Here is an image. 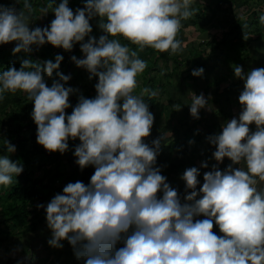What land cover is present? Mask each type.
<instances>
[{
  "label": "clouds",
  "instance_id": "clouds-1",
  "mask_svg": "<svg viewBox=\"0 0 264 264\" xmlns=\"http://www.w3.org/2000/svg\"><path fill=\"white\" fill-rule=\"evenodd\" d=\"M17 2L20 9L0 4V45L15 41L13 53H32L34 46L46 43L71 51L79 42L84 56L72 55L71 60L86 68L90 78H99L97 95L80 94L68 113L70 94L78 90L62 83L71 79L59 71L62 53L54 61L34 62L29 56L19 68L12 64L0 70V101L5 93L19 90L34 102L37 141L64 153L69 139L79 138L76 163L81 169L95 166L90 183L70 181L47 203L52 230L48 243L63 248V241H69L84 264H264V66L245 72L233 64L235 76L244 82L238 97L241 111L224 121L222 131L207 137L216 146V161L228 157L232 163L223 170L213 164L199 188L200 167L186 168L182 201L155 166L160 137L151 144L144 139L155 120L145 96L159 93L147 86L139 94L135 89L147 64L140 50L183 52L177 34L182 22L198 11L195 0H84L85 7L75 11L69 0H48L41 16L49 11L55 16L50 25L34 28L32 0ZM95 17L103 30L99 38L92 35ZM259 21L264 24V12ZM121 36L137 48L122 43ZM54 71L59 79L49 86L45 73L52 77ZM204 72L202 66L192 70L195 76ZM182 106L172 105L176 110ZM212 107L203 93L191 91L194 118L199 119L202 108ZM3 144L6 153L16 152L7 136ZM202 166L208 168V161ZM23 170L19 160L0 154V186L11 185ZM201 214L204 218L198 219ZM214 224L222 235L213 230Z\"/></svg>",
  "mask_w": 264,
  "mask_h": 264
},
{
  "label": "rangeland",
  "instance_id": "rangeland-1",
  "mask_svg": "<svg viewBox=\"0 0 264 264\" xmlns=\"http://www.w3.org/2000/svg\"><path fill=\"white\" fill-rule=\"evenodd\" d=\"M42 1L44 2L45 0ZM69 2L76 3L77 5H79V7H85L84 0H69ZM204 3H206V0H198L195 6L199 8V6L202 5L204 6L205 5ZM0 4H5V5L15 4L17 9H20L22 7V3H18L17 0H0ZM32 4H33L34 20L30 25V27L34 28L37 25L41 27L47 26L48 18L47 15L41 16L40 9L42 5L39 2V0H32ZM200 9L201 8H199L198 11L196 12L198 15H200V12L202 11V10L200 11ZM223 9L225 10L224 11L222 9L220 10L222 13L217 12L215 13V15L212 14L211 12L209 16H206L207 21L204 24H202V22L200 23L195 22L193 25L188 24L185 27V29H187L186 31L187 34L186 33L180 34L178 32L177 38L181 39L182 41H184L183 40L184 35H188V33L193 38L188 42L186 41L184 42L185 47L183 45L184 50L181 53L170 55L168 51H164L163 55H161V51L155 49L157 51V53L155 54L157 56V62L153 63L155 61L156 56H153L150 47H146L145 49L140 50L139 51L140 57L147 62L146 68L143 70L144 72L142 73L144 74L143 77L144 78L159 77L158 79L160 82V77H162L163 74L156 73L155 72V70L157 71L156 68L155 69L152 68L149 72H147L149 67L152 64H154L157 67L162 68V71L165 75L168 74L169 72L170 75H172L171 71L172 69H174L176 74H174V76L172 75L174 77L172 78L173 82L181 81L179 74L181 73L182 70L190 71L185 74V81L188 83L194 82L193 76L195 75L192 74L191 67L194 69V68H198V66L194 65L193 60L186 61L185 58L186 51L187 49L190 50V48L191 49L193 48V50L195 49L201 51V49L205 47H207L205 48L207 52L212 51V45L214 43H209L211 41H215L217 42V44H219L221 42H224L223 40H225L223 47L220 50L216 51V52H220V53H216V57L218 60L217 59L215 60L216 63H214L212 59L211 61H209L210 65H207L205 70L206 73L203 74L202 78L205 79L207 83L209 79V75H211L213 79L215 78V75H217L218 82L220 83L219 87L221 88V90L225 88L224 92L219 93L222 94V97L223 94L227 92L226 88L228 86L235 85L237 87L243 82L242 79L237 78L235 76L233 64L242 65L245 72H247L249 70V67L251 66L253 67L264 66V24H261L259 21V16L261 12H264V0H249V2H243V0L225 1ZM97 18L98 17H95L91 21L94 22ZM96 23H98V21H96ZM232 34H235V36L232 37ZM15 43H16L15 41H12L0 45V70H3L4 68L12 64H15V66L19 68L21 66V61L25 58H28L29 53H26L23 50L19 53H13V47L15 46ZM128 44L132 48H137V45L135 44H130V43ZM37 48L39 47L36 46L33 47L34 52L37 50ZM52 48L54 49L53 52L55 53V55L56 53H61L57 50L59 47L54 45V47ZM72 55H76L78 58H82L84 56V53L82 52L81 49L79 50L72 49L71 51L68 50L67 56L66 57L64 56V64L59 69V71H63L66 75L67 74L71 75V79L69 81L67 82L62 81V83H65L66 86L70 85L78 90L77 92L70 94L69 100L71 102V105L73 104L72 102L75 98L76 93H78V95L83 94L84 96H86V88H83L81 86V83H87V85H89L88 79H85L86 77L80 75L79 73L81 70L80 68L83 67L77 66L75 62L71 60ZM51 59L54 61L55 56L52 55ZM201 61H204V58ZM217 67L219 68V70H216ZM52 77L55 78L52 79ZM52 77H48L47 74L45 73V79L49 86H51L54 79H59V76L56 74L55 71ZM142 79L141 78L138 79L137 77L139 84H141ZM153 81L155 82V78L153 79ZM20 92L18 90L16 93H11V92L5 93V98L3 100L5 102L3 104L5 105L4 109L6 110L9 109L10 104L7 102L8 98L14 99V97H17V95L18 97L23 98L24 100L25 98H27L26 94H24L22 91ZM87 94L91 95L93 98L92 87H90V89L87 90ZM232 98L233 96H231V101ZM166 102L167 101L165 100L164 103ZM6 104L8 105L6 106ZM233 104L231 103L230 107L233 106ZM187 110H189V108ZM186 113L187 112L185 111V108L183 109L182 107L180 110H177V112L174 113L175 116L174 115L172 116H174L176 119H180L182 114H186ZM211 113L214 114V111H212ZM2 116L5 117L4 114H2ZM175 118L172 117L171 120L173 121V119ZM165 119H167V117H163L159 119L160 121L159 128L161 129L163 127V129L158 133L159 134L166 133V134L164 135V137H162L163 139V142L161 143L162 154L161 155L158 154L157 157L160 160L156 162L155 166L160 168L161 173L163 175H165L166 177L168 175L169 177L170 174L169 171L172 170L170 165L171 164L170 159L175 158V155L172 154V156L168 161L167 160L165 161L163 156L169 154V149L167 148V146L170 143V141L175 142L174 137L177 134V132L172 129L171 125L169 127L167 126L168 124L167 125L165 124L166 121ZM179 124L180 127H187V125L190 126L191 119L185 116L183 119H181V122H179ZM32 135H33V131L25 135L26 137L25 139H27L26 144L28 146H30L34 141L33 138L31 139ZM17 139L13 141H17ZM0 154L11 155V158L13 160H20L17 158V150L16 152L11 154L6 153V151L0 152ZM61 154H62L61 156H63L65 155V152ZM32 159H36L37 161L40 162L37 163V165L34 164L30 165L32 163L30 162ZM26 161L28 163L25 164V169L17 177H14L13 183L11 185L7 187L0 186V194L3 195L4 197H9L12 191H14L15 187H19L18 189H22L20 193L24 194L23 193L24 186L33 184L34 183L33 181L35 179L42 180V183L45 184L48 183L49 188H47L46 190L41 189L42 192H45L44 197L42 199L28 200L27 203L28 208L29 210H31V214L28 219H31L33 217V220H28L23 225H19L18 223L16 224L11 221L7 222L6 224H0V228L3 227V229H5V232H7V236L3 238L5 233L3 234L0 230V237H2V242L0 243V264H18V262L19 264H27V261L30 260L33 255H34L33 258L34 261H32V264H50L53 261L58 260L59 262L61 260H65L67 258V255L65 253L66 248L68 249V251L73 253V255H75L73 246L67 240L63 241L64 244L63 248H57L51 246L48 243L52 235V230L48 227V223L46 219V205L56 195V193L58 192L62 193L64 186L68 182L70 181L75 182L80 178L84 182H87L83 179L82 174L83 176H85V179L87 180L89 179V177L86 178V175L89 174L85 169L82 170V173H79L77 169L72 168L73 166L71 167L70 162L72 161L68 159L56 163V162H50L48 160H44L41 157V155L36 156V154H34V155H30V158ZM69 174H71L70 178H69ZM21 194L20 197H22ZM40 203H43L45 207L44 208L37 207V205ZM1 210L2 207L0 205V211ZM25 246L26 247L30 246V248L27 250ZM12 257H15L16 259L18 258L20 260L12 262Z\"/></svg>",
  "mask_w": 264,
  "mask_h": 264
},
{
  "label": "trees",
  "instance_id": "trees-1",
  "mask_svg": "<svg viewBox=\"0 0 264 264\" xmlns=\"http://www.w3.org/2000/svg\"><path fill=\"white\" fill-rule=\"evenodd\" d=\"M218 4L222 1H228V0H217ZM231 1V0H229ZM233 1V0H232ZM39 2L41 3L42 6H45L48 2V0H45L44 2L42 0H39ZM57 2H59V0H57ZM243 2H249V0H243ZM72 4V5H71ZM84 4V3H83ZM217 4V6H218ZM54 6V5H53ZM69 6L73 9V11H75V9L77 7H79V5H77L76 3H72L69 2ZM202 9H200L201 11ZM204 13V10H202L200 12L199 17H202ZM55 13L49 11V13L47 14V18H48V23L47 25H50V21L54 18ZM99 17L93 22L91 21V23L93 24V33L92 35H95L97 38H99V36L101 34H103V30L99 27V24L96 23V21H99ZM121 39L122 43H130V41H127L126 38L124 37H119ZM87 39V37H86ZM225 42V40H223ZM224 42H221L219 44H217V42L215 41H211L209 43H214L212 45V52L214 55V51L216 53V51L220 50L223 45ZM131 44V43H130ZM54 45L49 43V44H44L42 46H39V48H37V50L32 53H29L28 57L30 56L34 62H39V61H44L46 59H51L52 55L55 56V53L53 52V48ZM190 48V47H189ZM35 49V48H34ZM74 50H79L80 48V43L77 42L74 47ZM151 51L153 53V56H156L155 54L157 53V51L153 48H151ZM59 52H61L65 57L67 56V52L68 50L63 49L62 47H59L57 49ZM189 49H187L186 54H185V58L186 61H194V65L199 67H203L205 69L206 64L208 61H211V59L214 62V57H212L211 55L206 53L205 49H201L200 50H193V48L190 50L192 51H188ZM50 53V54H49ZM161 55H163V52H161ZM184 57V54H183ZM161 58V57H160ZM204 58V61H201ZM39 60V61H37ZM157 62V56L155 58V61L153 63ZM180 63V62H179ZM64 64V60L61 62V66H63ZM157 69V71L155 70L156 73H162L163 76L160 77V82H159V77H148V78H144V74H142L144 71H142L141 73L138 74V79H142L141 84H137V87L135 89L136 93L139 94L141 92V90L144 87H149L151 89L157 90L158 91V95L155 97H148L145 96L146 99L149 100V104H150V110L154 113L155 116V120H154V124L152 127V131L150 133V135L148 137H145V141L148 142L149 144H151L152 140L157 138L154 133H158L159 131H162L163 127L160 129L159 128V119L163 118V117H167V119H165V124L167 126L172 127V129L174 131L177 132V134L174 137L175 141H180L181 144L184 145V147L186 148V144L188 145V142H190V138H187V128L186 127H180L179 122H181V119H176L174 116V113L177 112L176 109H174L172 107L173 104L179 102L180 104L183 105L184 101L183 99L180 100V96L184 95L186 92H189L186 90L187 86V82L185 81V74L187 72L190 71H184L182 70L180 75L181 81L179 82H173L172 78H174V74H176V72L174 71V69H172V75H170V72L168 74H164L162 71V68L157 67L156 65L152 64L149 69L147 70V72H149L151 69ZM80 75H83L84 77H86L85 79H88L89 85H87V83H81V86L83 88H86V96L85 97H89L92 98L91 95L87 94V90L90 89V87L93 88V97H95L97 95V89L95 88V84L98 82V76L97 77H92L90 78V73L88 72V70L86 68H80ZM191 70H193V68L191 67ZM206 70V69H205ZM206 73V71L204 72V74ZM203 76V75H202ZM201 76H193L194 78V82H196L199 78V84L202 83H206V80L203 79ZM55 77H52V79ZM155 78V82L153 81V79ZM157 78V79H156ZM164 78V79H163ZM84 79V80H85ZM178 80V78H177ZM176 80V81H177ZM202 80V81H201ZM83 82V80H82ZM218 82V80H215L213 82L208 83V86H212L213 85H217L216 83ZM80 87V85H79ZM198 88H200V86L197 85ZM82 88V89H83ZM218 91V90H217ZM20 92V91H19ZM21 93V92H20ZM19 93V95H20ZM197 94H200L201 91L200 90H196ZM79 100V95L78 93H76L75 98L73 100V104L71 105V107L67 108L66 111L68 113H71L74 106L78 103ZM167 101L166 103H164V101ZM7 102L10 104L9 105V109L6 110L4 109L5 105H3L5 102L2 100L0 101V152L5 151L4 149V144H3V139L4 136H7L12 143H16L15 145L17 146V158L20 159L19 161L23 164V167L25 169V164L28 163L26 160H28L30 158V155H34L36 154V156H40L44 159V160H48L50 162H62L65 160H70L72 162H70L71 167L74 169H77L79 171V173H82V170H86L88 172L89 175H86V178L89 177V179H85V176L82 177L85 181L84 182L81 178L80 181L84 182L85 184H88L91 182V176L94 174L95 171V166L93 165H89L87 167H85L84 169H81L80 166L76 163L77 157L74 155V150H75V145L80 143L79 138H77L76 140H72L69 139V150L65 152V155L61 156L62 154L59 151H50L48 149H46L43 145H41L38 141H37V128L38 125L35 123L33 117L31 116V112L34 108V102L29 100L28 97L25 98V100L23 98L18 97H14L13 98H8ZM8 104H6L7 106ZM185 110L188 109V107H184ZM190 110V108H189ZM173 113V114H172ZM2 114H4L5 117L2 116ZM174 115V116H172ZM175 118L173 119V121L171 120V118ZM195 123V121H194ZM180 130V131H179ZM33 131V135L31 137V139L33 138L34 141L33 143L28 146L26 144L27 139H25V135L29 134L30 132ZM186 138H185V137ZM15 138V139H13ZM19 138V139H17ZM199 138V137H198ZM17 141H13V140ZM186 139V140H185ZM188 139V140H187ZM184 141H186V143L184 144ZM193 141V140H192ZM189 146V145H188ZM191 152V150H190ZM162 154V150L160 151L159 155ZM25 159H24V158ZM74 157V158H73ZM65 158V159H63ZM158 158V157H157ZM164 160L168 161L170 159V154H166L165 156H163ZM160 159H157V161ZM30 162H32L30 165H37V163H39L40 161H37L36 159H32ZM49 162V163H50ZM71 177V174H69V178ZM77 181V180H76ZM33 184L30 185H25L23 188V193L21 194L20 191L22 189H18L19 187H13L14 191H12V193L9 195V197H4L3 195L0 194V202H1V207L2 210L0 211V224H6L7 222H13V223H18L19 225H23L24 223H26L28 220H33V217L31 219H28L30 217L31 214V210H29L28 208V200H40L44 197V193L42 192L43 189H47L49 188V184H45L42 183V180H37L35 179L33 181ZM52 184V183H51ZM15 185V184H14ZM41 185V186H40ZM23 187V186H21ZM42 189V190H41ZM20 194L22 195V197H20ZM33 198V199H32ZM21 202V203H19ZM37 220V219H35ZM1 232L5 235L3 236L6 237L7 236V232H5V229L0 228ZM2 242V237H0V243ZM121 244H118V246H121ZM26 247V246H25ZM27 250L30 248L26 247ZM25 248V249H26ZM65 253L67 255V258L65 260H61L58 262L57 261H53L50 264H84L83 259H78L76 255H73V253H71L70 251H68V249L66 248ZM34 254V251H33ZM34 258V255L31 257L30 260L27 261V264H32V261ZM19 261L20 259H16L15 257H12V262L13 261ZM71 262V263H70Z\"/></svg>",
  "mask_w": 264,
  "mask_h": 264
},
{
  "label": "crops",
  "instance_id": "crops-1",
  "mask_svg": "<svg viewBox=\"0 0 264 264\" xmlns=\"http://www.w3.org/2000/svg\"><path fill=\"white\" fill-rule=\"evenodd\" d=\"M229 1V0H228ZM198 0H195L194 3V7L197 8L195 5L197 4ZM224 2L222 1L218 4L217 0H206V3H204L205 5L203 6H199V8H201L202 10H204V14L202 17H199V15L197 13H195V15L187 20H184L182 22V26H181V30H179L180 34L186 33L187 34V29H185V27L190 24L193 25L195 22H202V24L206 23L207 18L206 16H209L210 13L212 12V14L215 15V13H222L220 10L222 9L223 11L225 9L224 8ZM218 4V6H217ZM222 7V8H221ZM197 8V9H199ZM208 14V15H206ZM224 19V18H223ZM192 22V23H191ZM183 28V29H182ZM235 34H232V37H234ZM184 41H183V45L185 47L184 42H188L190 40H192L193 38L191 37V35L188 33V35H184L183 37ZM187 45V44H186ZM207 48V47H205ZM202 48V49H205ZM223 52V51H222ZM207 54L211 55L212 57H214V59L216 60V53H220V52H216L214 51V55L212 51H206ZM214 60V63H216V61ZM218 60V59H217ZM209 64V61L206 64V67ZM205 67V69H206ZM252 68H255L253 66H251ZM251 67H249V70H251ZM256 67H260V66H256ZM216 70H219V68L217 67ZM248 70V71H249ZM215 80H218V76L215 75V78L213 79L211 77V75H209V79L207 81V83H201L199 84V79L196 82H191L188 83L187 82V86L186 90L189 92H186L184 95L180 96V100L183 99L184 103H183V109L184 107H188L190 108V103H191V91H195L196 90H200L201 93H203L206 97L209 98V102L213 105L212 110H209L208 108H202L200 110V117L199 119L194 118L191 115V112L189 110H185L187 113L186 114H182V116L180 118H184L189 117L191 119V124L190 126L187 125V138L189 137L192 141L194 140V143H190L188 142V145L186 144V148L184 147L183 144H181L180 141H170V143L168 144L167 148L169 149V154L170 157L173 155H175V158H171L170 162H171V171H169V177L167 175V180L168 182L171 184L172 187L176 188L178 190V194L181 197V200L183 201L186 195V182L182 179V173L186 170V168L191 167V166H197L200 167L201 169V174L199 176V179L201 181V184L198 185L197 187H201L203 182H204V175L203 173L209 170H212V165L213 164H218V166L223 170L225 169L230 163H232V161L230 160V158L225 157L224 161L218 162L216 161L215 157L213 156V152L215 151L216 146L212 145L207 137L211 134H215L219 131H222V127L221 125L224 123L225 120L227 119H231L232 117H238L239 112L241 111V107H240V102H239V94L241 92V90L244 87V82H242V84L238 85L237 87L235 85L232 86H228L227 92L223 94V98L222 93L224 92L225 88L223 90H221V88L219 87L220 83L217 82V85H213L215 83L212 84V86H208V83L213 82ZM219 83V84H218ZM200 86V88L197 87ZM218 90V91H217ZM231 96H233L232 101H231ZM231 103L233 104V106L230 107ZM226 106V107H225ZM216 107V108H214ZM217 109V111H216ZM214 111V114H212L211 112ZM195 120V123H194ZM256 125L253 123L251 125V128L253 130H255ZM199 130V131H198ZM166 133H154V135L156 137H160L161 139V143L163 142L162 137H164ZM185 137V136H184ZM199 137V138H198ZM186 138V137H185ZM186 140V139H185ZM188 140V139H187ZM186 143V141H184V144ZM191 150V152H190ZM171 151V152H170ZM74 158V157H73ZM158 159V158H157ZM208 161V168H204L202 166V161ZM183 167V170H182ZM185 167V170H184ZM234 167H240V165H234ZM180 168V169H179ZM262 186H264V182H261ZM187 191H191V189H188ZM198 219H202L203 214H201V216L197 217ZM213 230L215 232H217L218 234H223L219 227L217 225L214 224V228Z\"/></svg>",
  "mask_w": 264,
  "mask_h": 264
}]
</instances>
